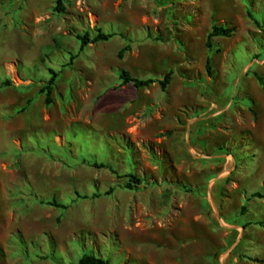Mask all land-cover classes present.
<instances>
[{"label": "rangeland", "instance_id": "obj_1", "mask_svg": "<svg viewBox=\"0 0 264 264\" xmlns=\"http://www.w3.org/2000/svg\"><path fill=\"white\" fill-rule=\"evenodd\" d=\"M54 6L0 0V264H264V0Z\"/></svg>", "mask_w": 264, "mask_h": 264}, {"label": "trees", "instance_id": "obj_2", "mask_svg": "<svg viewBox=\"0 0 264 264\" xmlns=\"http://www.w3.org/2000/svg\"><path fill=\"white\" fill-rule=\"evenodd\" d=\"M64 11H65V0H55L54 12L57 14H63ZM94 32H95V35L92 37L88 33L75 35L76 40L79 41V43H80V50L81 51L84 50L90 44L94 45L97 43L107 42L115 36L114 33H104L99 28L96 29ZM232 32H233V30L229 29V28L213 26L211 29V32L208 34L206 42H205V46L208 49V51H211L213 49V42L212 41L214 38H219V37L229 38L232 36ZM129 50H130V48L128 46H125L124 48H122L118 53V59H122L124 53L129 51ZM73 59H74V57L71 58V60H73ZM205 68H206L208 75H211V68H210V60L209 59L206 61ZM49 72H50V78L47 81L46 85L40 91L42 94L45 95L44 103L46 106H49L52 103L51 95H52V92H53L54 87H55L56 79L58 77V73H56L54 71H49ZM171 75H172L171 71L166 73L163 76L162 80H160V81H156L153 79L140 80V79L133 78L126 71H121L119 74V79H120L122 85H132L135 89L149 88L151 85L158 83L161 90L164 92V91H166L168 85L170 84ZM256 79H257L259 85L261 86L262 92L264 94V81L259 76H256ZM1 86L9 87V86H11V83L5 82ZM93 166L97 169H106L107 168L103 164H100V165L94 164ZM128 177L131 180V183H133V184H139L140 183V180L137 179L134 175H129ZM128 189H132V186L128 185ZM112 191L113 190L111 189L110 192H112ZM253 197L259 198V199L264 198V196L259 194V193H256L255 195H253ZM48 205L51 207L60 209V210H66L68 208L65 205L57 203L55 200H52L51 202H49ZM245 211H246V207L243 206L241 208V213L244 215ZM260 225H263V223H260ZM72 264H109V261L105 260L103 258L94 256V255H91V254H89V255L84 254L76 263H72Z\"/></svg>", "mask_w": 264, "mask_h": 264}, {"label": "crops", "instance_id": "obj_3", "mask_svg": "<svg viewBox=\"0 0 264 264\" xmlns=\"http://www.w3.org/2000/svg\"><path fill=\"white\" fill-rule=\"evenodd\" d=\"M104 33H105V32H104ZM114 34H115V33H114ZM115 36H116V34H115ZM115 36H114V37H115ZM114 37H113V38H114ZM113 38H112V39H113ZM110 40H111V39H110ZM110 40H109V41H110ZM107 42H108V41H107ZM102 43H103V42H102ZM97 44H98V43H97ZM123 48H124V47H123ZM118 53H119V52H118ZM117 56H118V55H117ZM133 78H134V77H133ZM136 79H137V78H136ZM141 80H142V79H141ZM146 80H147V79H146ZM153 80H154V79H153ZM156 81H158V80H156Z\"/></svg>", "mask_w": 264, "mask_h": 264}]
</instances>
